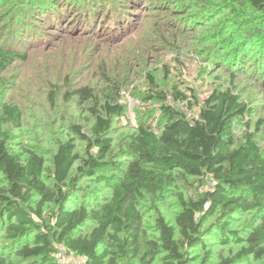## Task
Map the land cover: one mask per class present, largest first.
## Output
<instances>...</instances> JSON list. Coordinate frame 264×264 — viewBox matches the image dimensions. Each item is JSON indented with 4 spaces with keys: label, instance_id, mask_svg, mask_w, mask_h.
Listing matches in <instances>:
<instances>
[{
    "label": "trees",
    "instance_id": "trees-1",
    "mask_svg": "<svg viewBox=\"0 0 264 264\" xmlns=\"http://www.w3.org/2000/svg\"><path fill=\"white\" fill-rule=\"evenodd\" d=\"M176 2L180 13L203 20L226 12L225 28L249 9L264 18V0ZM54 5L60 17L70 13L68 22L74 18L95 26L99 21L95 0H88V8L72 0H55ZM128 11L119 2L106 12V22L119 26ZM26 56L0 47V73ZM98 88L84 85L72 91L76 105L86 109L87 132L79 124L69 125L74 136L57 144L49 180L41 153L9 145L4 124L20 126L22 113L17 105L0 103V232L6 240L0 264H61L55 258L57 246L84 257L85 264H129L128 255L138 256L137 264H190L189 255L197 249L203 257L210 255L209 235L219 244L238 246L213 264H264V152L252 134L240 143L234 133L252 107L229 88L205 97L197 117L162 104L156 124L139 121L114 149L112 119L124 109L120 89L107 77ZM151 93L160 101L167 98L162 90ZM169 94L176 103L186 100L176 89ZM75 139L85 142L84 155L75 151ZM189 177H209L212 185L195 197L177 191L179 206L170 222L158 203L177 179ZM144 202L155 212L151 236L143 233ZM244 212H253L255 224L245 233L231 229L233 214ZM215 213L218 219L207 222Z\"/></svg>",
    "mask_w": 264,
    "mask_h": 264
},
{
    "label": "rangeland",
    "instance_id": "rangeland-1",
    "mask_svg": "<svg viewBox=\"0 0 264 264\" xmlns=\"http://www.w3.org/2000/svg\"><path fill=\"white\" fill-rule=\"evenodd\" d=\"M54 1L0 0V47L27 55L0 73V103L17 105L22 113L20 126L5 123L4 130L14 149L29 146L43 155L47 180L57 144L74 136L69 125L79 124L87 132L86 109L76 105L72 91L84 85L101 87L104 77L119 86L124 108L122 115L112 119L114 149L139 121L156 124L162 104L197 117L205 97L229 88L252 107L251 115L235 124L236 140L244 142L250 133L264 152V122L259 123L264 119V18L259 13L249 9L225 28L226 12L203 20L180 13L176 0H95L99 21L91 26L74 18L68 22L70 13L60 17ZM72 2L88 8V0ZM119 2L130 11L122 24L111 27L106 12ZM152 89L162 90L167 98L149 97ZM174 89L186 96L184 102L171 100L169 92ZM75 143V151L84 155L85 142L75 139ZM211 185L209 177L177 179L158 203L161 214L172 222L179 206L177 191L185 198L195 197ZM142 205L143 233L154 235L155 212L151 204ZM216 219L217 213L207 222ZM229 223L231 229L245 233L255 224L253 212L233 214ZM206 240L210 255L203 257L197 249L189 255L190 264L217 263L238 247L235 242L219 244L212 235ZM5 243L0 232V249ZM137 261L138 256L125 259L129 264Z\"/></svg>",
    "mask_w": 264,
    "mask_h": 264
},
{
    "label": "built area",
    "instance_id": "built-area-1",
    "mask_svg": "<svg viewBox=\"0 0 264 264\" xmlns=\"http://www.w3.org/2000/svg\"><path fill=\"white\" fill-rule=\"evenodd\" d=\"M56 261L61 264H85V259L82 256L74 255L68 252L64 247L58 246L55 252Z\"/></svg>",
    "mask_w": 264,
    "mask_h": 264
}]
</instances>
